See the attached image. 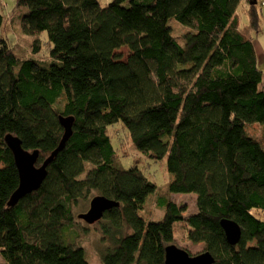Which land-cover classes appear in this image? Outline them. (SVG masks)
<instances>
[{"label":"trees","instance_id":"obj_1","mask_svg":"<svg viewBox=\"0 0 264 264\" xmlns=\"http://www.w3.org/2000/svg\"><path fill=\"white\" fill-rule=\"evenodd\" d=\"M3 1L5 264H89L73 229L98 195L120 203L94 224L104 264H165L177 224L188 228L189 241L205 245L215 264H264V146L247 132L248 124L264 131V71L253 41L261 31L258 4L241 29L243 0H111L106 6L99 0H15L22 32L33 39V56L22 58L1 35ZM172 19L192 29L184 44L172 33ZM123 47L130 51L126 61L117 53ZM61 116L74 118L72 137L42 187L9 207L19 174L5 137L39 150L40 165L63 138ZM116 123L138 151L154 161L167 158L171 180L159 200L161 220L141 214L157 186L137 166L120 165L110 132ZM174 193L197 195L198 213L184 216L185 208L170 199ZM223 219L242 226L237 246L227 242Z\"/></svg>","mask_w":264,"mask_h":264},{"label":"rangeland","instance_id":"obj_2","mask_svg":"<svg viewBox=\"0 0 264 264\" xmlns=\"http://www.w3.org/2000/svg\"><path fill=\"white\" fill-rule=\"evenodd\" d=\"M111 0H99L101 5L106 6ZM4 14H5V25L1 35L5 38L11 47L15 48V51L22 58H28L33 56L31 42L32 38L26 36L21 29L19 22V15L22 10L16 8L15 0H4ZM264 0H260L258 8L261 13V31L258 35L255 34V38L258 43H262L264 47ZM248 5L246 2L242 3L237 11L240 18V28L244 29L249 24L247 15ZM173 35L177 38L178 42L184 44V35L192 29L180 24L176 20L170 21ZM45 38L46 34H43ZM118 54L123 56V60H127L130 51L127 47H123L117 51ZM47 54V53H45ZM260 68L264 71V57L260 56ZM264 77V74H263ZM264 79V78H263ZM111 136L114 144L120 155V165L124 169H131L137 166L145 176L157 186L155 194L149 197L147 203L144 206V210L141 212L143 217L148 221L161 220L165 214V210L159 207V200L162 196L168 195L167 187L171 180V176L167 171V158L162 161H154L145 154L138 151L128 136L127 130L122 127L121 123H116L110 128ZM247 132L249 135L255 137L264 146V131L260 124H248ZM0 167L2 164L0 163ZM170 199L177 204L180 208L184 207V216H191L198 213L197 195L195 194H183L174 193L170 195ZM90 203L85 209L80 212L81 214L86 213L89 210ZM76 213V214H77ZM79 214V213H78ZM260 218L264 219L263 214H259ZM87 229V230H86ZM74 232L79 236L76 239V243L83 246L86 252V258L89 264H104L102 256L100 254V240L101 234L100 229L96 225H88L83 220H76ZM175 242L178 247L189 251L192 255H199L205 252V245L203 243L195 244L188 240V228L185 224H177L175 227ZM73 236H71V239ZM100 244V245H99ZM102 246V245H101ZM0 264H5L4 259L0 255Z\"/></svg>","mask_w":264,"mask_h":264},{"label":"water","instance_id":"obj_3","mask_svg":"<svg viewBox=\"0 0 264 264\" xmlns=\"http://www.w3.org/2000/svg\"><path fill=\"white\" fill-rule=\"evenodd\" d=\"M250 6L258 4V0H250ZM60 124L64 128V135L59 146L38 165L40 156L39 150L28 151L23 148L22 141L14 135L8 134L5 137L7 147L12 152L15 165L19 174V186L8 203L9 207H15L27 195L38 191L48 175V167L61 153L67 142L73 135V117H60ZM120 206V203L98 195L92 198L89 210L79 214L78 218L88 225H94L101 221L104 215ZM220 225L225 233L227 242L231 246H237L241 239L242 226L234 220L223 219ZM165 264H215V258L208 251L199 255H192L189 251L172 244L166 247Z\"/></svg>","mask_w":264,"mask_h":264},{"label":"crops","instance_id":"obj_4","mask_svg":"<svg viewBox=\"0 0 264 264\" xmlns=\"http://www.w3.org/2000/svg\"><path fill=\"white\" fill-rule=\"evenodd\" d=\"M244 2L247 3L248 9H249L251 7L250 4H249V0H243L242 3H244ZM248 9H247V11H248ZM256 35H258V34H256ZM254 36H255V34L253 35V41H254L255 46H256V51H257V55H258L259 65H260V56H261V54L264 57V47H263L262 43H258V41L256 40V38Z\"/></svg>","mask_w":264,"mask_h":264}]
</instances>
